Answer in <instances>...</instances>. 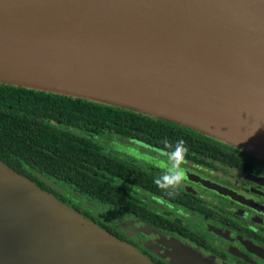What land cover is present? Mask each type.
<instances>
[{"label":"water","instance_id":"water-1","mask_svg":"<svg viewBox=\"0 0 264 264\" xmlns=\"http://www.w3.org/2000/svg\"><path fill=\"white\" fill-rule=\"evenodd\" d=\"M0 82L133 109L264 158V0H0ZM21 182L62 219L61 241L35 251L48 263L31 259L28 235L0 222V264H118L117 251L133 263L0 160V183Z\"/></svg>","mask_w":264,"mask_h":264},{"label":"flooded vegetation","instance_id":"flooded-vegetation-1","mask_svg":"<svg viewBox=\"0 0 264 264\" xmlns=\"http://www.w3.org/2000/svg\"><path fill=\"white\" fill-rule=\"evenodd\" d=\"M150 148L165 159L168 150ZM217 151L219 156L186 157V180L175 196L154 184L163 162L140 166L104 152L150 179L142 184L113 178L123 196L104 201L78 195L64 185L76 197L98 205V213L48 184L57 182L41 180L46 192L148 264H264V158L230 146ZM123 198L130 204L125 206ZM107 209L114 211V222L105 214Z\"/></svg>","mask_w":264,"mask_h":264},{"label":"trees","instance_id":"trees-1","mask_svg":"<svg viewBox=\"0 0 264 264\" xmlns=\"http://www.w3.org/2000/svg\"><path fill=\"white\" fill-rule=\"evenodd\" d=\"M88 135L124 137L168 151L182 139L186 157L195 159L219 156L220 147H236L133 109L0 82V160L13 171L42 190L41 178L51 179L100 201L123 194L113 178L148 183L143 172L105 154ZM123 199L125 206L130 204Z\"/></svg>","mask_w":264,"mask_h":264},{"label":"rangeland","instance_id":"rangeland-1","mask_svg":"<svg viewBox=\"0 0 264 264\" xmlns=\"http://www.w3.org/2000/svg\"><path fill=\"white\" fill-rule=\"evenodd\" d=\"M88 136L102 146L103 152L119 159L132 161L140 166H145L148 163L158 164L164 162V157L160 153L139 142H134L125 138L111 139L93 135ZM22 183L24 182L17 184L0 183V222L2 223V227L7 231L16 233L24 232L28 235V239L22 238L20 246L23 247L24 250L29 248L27 253L31 256V259H42L48 263L51 260L49 256L40 258L38 256L39 253L35 251L37 249L46 248L45 244L47 243L55 242L56 240L59 242L61 241V237L52 230L58 222L62 223V219L53 214L52 207L45 202V200L39 197H33L28 193V189L26 188V186H29L28 183ZM48 184L58 193L64 195L66 198H70L80 206H87L91 212L98 213L100 211L98 205L85 202L83 199L76 197L71 190L63 184L53 183L51 181H48ZM46 194L52 196L55 201L62 203L52 194L48 192ZM62 204L68 209L72 211L74 210L65 203ZM159 209H163V206L159 205ZM44 210H46L47 213L44 212ZM74 212L76 211L74 210ZM105 214L111 222L116 220L113 210L107 209ZM79 215L82 217L81 214ZM82 218L86 219L84 217ZM89 224L94 225L92 222H89ZM107 235L109 236V234ZM35 242L40 243H37V245ZM104 243L109 244V241L106 239ZM123 247H126L127 250L130 251L127 246L124 245ZM121 253H124V251L115 252V256L120 260V262L118 261V264H130V261L126 263L127 261L125 262L124 259L119 256ZM135 255L136 257L133 255V262L136 264H148L143 256Z\"/></svg>","mask_w":264,"mask_h":264},{"label":"clouds","instance_id":"clouds-1","mask_svg":"<svg viewBox=\"0 0 264 264\" xmlns=\"http://www.w3.org/2000/svg\"><path fill=\"white\" fill-rule=\"evenodd\" d=\"M171 150L166 153L161 167V174L154 178V184L157 188L165 191L168 196H175L183 182L186 180V156L188 148L181 139L174 146H170Z\"/></svg>","mask_w":264,"mask_h":264},{"label":"bare ground","instance_id":"bare-ground-1","mask_svg":"<svg viewBox=\"0 0 264 264\" xmlns=\"http://www.w3.org/2000/svg\"><path fill=\"white\" fill-rule=\"evenodd\" d=\"M131 98L137 100V101H151L152 99L149 98H145V97H141V96H137V95H128Z\"/></svg>","mask_w":264,"mask_h":264}]
</instances>
